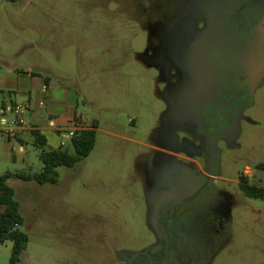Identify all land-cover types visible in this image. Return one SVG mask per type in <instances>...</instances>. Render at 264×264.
I'll return each instance as SVG.
<instances>
[{"label": "rangeland", "instance_id": "374dc122", "mask_svg": "<svg viewBox=\"0 0 264 264\" xmlns=\"http://www.w3.org/2000/svg\"><path fill=\"white\" fill-rule=\"evenodd\" d=\"M172 1L0 0V65L44 67L41 75L75 93L77 112L97 121L93 150L71 168L58 167L56 184L11 180L28 238L18 264H95L94 240L105 233L122 234L132 246L146 240L140 178H146V157L156 155L148 146L164 143L168 83L152 58L159 43L153 23ZM63 141L73 154L70 141ZM231 146L217 145L227 181L215 186L236 192L239 203L230 242L213 264H264V199L248 200L232 183L250 167L264 189V167L256 168L264 166V84ZM40 151L29 145L8 170L40 172ZM11 246L0 244V264H8Z\"/></svg>", "mask_w": 264, "mask_h": 264}, {"label": "flooded vegetation", "instance_id": "af4514ba", "mask_svg": "<svg viewBox=\"0 0 264 264\" xmlns=\"http://www.w3.org/2000/svg\"><path fill=\"white\" fill-rule=\"evenodd\" d=\"M153 25L159 30L155 65L167 87L183 84L189 98L164 96V143L148 146L156 155L146 157V178H140L146 240L132 246L122 234L105 233L94 240L93 262L213 264L230 242L239 203L236 192L215 186L227 181L217 145L234 144L239 122L264 84V0H173ZM255 173L245 168L232 181L233 191L264 199Z\"/></svg>", "mask_w": 264, "mask_h": 264}, {"label": "crops", "instance_id": "0c3cea01", "mask_svg": "<svg viewBox=\"0 0 264 264\" xmlns=\"http://www.w3.org/2000/svg\"><path fill=\"white\" fill-rule=\"evenodd\" d=\"M4 44L0 43V55ZM43 69L0 65V176L10 172L8 167L18 162L17 155L26 154L29 145L41 150L40 144L44 142V150L64 148L63 140L70 141L65 133L75 127L76 121L84 125L77 127L76 132L97 125L96 120L87 121L77 112L75 93L54 78L41 75ZM17 105L25 108L15 111ZM19 120L23 125L17 129L15 138H9L5 128ZM32 131L38 132V141ZM132 143L138 144L133 140Z\"/></svg>", "mask_w": 264, "mask_h": 264}, {"label": "trees", "instance_id": "16d2710c", "mask_svg": "<svg viewBox=\"0 0 264 264\" xmlns=\"http://www.w3.org/2000/svg\"><path fill=\"white\" fill-rule=\"evenodd\" d=\"M97 125L80 130L70 139L74 153L71 154L67 148L59 147L53 150H44V142L41 145L40 161L42 169L40 172H6L0 176V244L10 241L12 243L8 264H18L21 255L26 249L28 238L20 230L23 218L19 211L18 202L14 199V190L10 180L18 179L23 182H35L38 185L56 184L58 167L71 168L79 161L89 156L96 142ZM35 141L40 138L37 131H32ZM36 144V142H35Z\"/></svg>", "mask_w": 264, "mask_h": 264}, {"label": "built area", "instance_id": "2783aa9c", "mask_svg": "<svg viewBox=\"0 0 264 264\" xmlns=\"http://www.w3.org/2000/svg\"><path fill=\"white\" fill-rule=\"evenodd\" d=\"M24 108H25L24 105H17V106H15V111H21V110L24 109ZM79 119H80V118H79ZM80 122H81V121H79V122L77 123V121H76V123H75V124H76L75 127H74L73 129H71V130H68V131L65 133L66 137H68L69 139H71V138L75 135V133H76V128H77V127H78V128H84V125L81 124ZM22 125H23V123H22L21 120L12 122L10 127H6V128H5V133H6V135H7L9 138H15L16 133H17V129H18L19 127H21Z\"/></svg>", "mask_w": 264, "mask_h": 264}, {"label": "water", "instance_id": "95a60500", "mask_svg": "<svg viewBox=\"0 0 264 264\" xmlns=\"http://www.w3.org/2000/svg\"><path fill=\"white\" fill-rule=\"evenodd\" d=\"M180 91H185L183 93H181ZM173 95V97L175 95H180V96H184L186 99L189 98V95L188 93H186V89L185 87L183 86V84H178V85H175V86H168L166 89H165V98L167 97V100H170L169 98Z\"/></svg>", "mask_w": 264, "mask_h": 264}]
</instances>
